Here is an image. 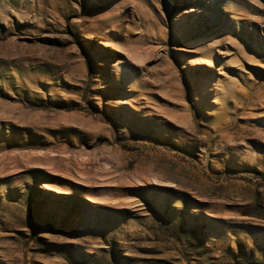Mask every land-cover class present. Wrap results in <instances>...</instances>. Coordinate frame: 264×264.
Listing matches in <instances>:
<instances>
[{
	"label": "rangeland",
	"instance_id": "374dc122",
	"mask_svg": "<svg viewBox=\"0 0 264 264\" xmlns=\"http://www.w3.org/2000/svg\"><path fill=\"white\" fill-rule=\"evenodd\" d=\"M0 264H264V0H0Z\"/></svg>",
	"mask_w": 264,
	"mask_h": 264
}]
</instances>
